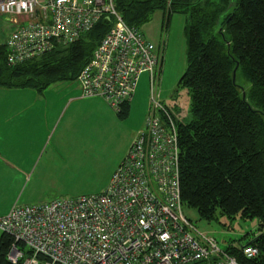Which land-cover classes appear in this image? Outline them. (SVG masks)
<instances>
[{
	"label": "built area",
	"instance_id": "obj_1",
	"mask_svg": "<svg viewBox=\"0 0 264 264\" xmlns=\"http://www.w3.org/2000/svg\"><path fill=\"white\" fill-rule=\"evenodd\" d=\"M188 0H167L172 2ZM0 15L13 31L5 42L7 64L16 66L68 46L104 16L112 27L77 76L84 99L101 97L119 113L141 73L149 76L150 105L108 186L100 194L14 205L0 217V232L15 239L12 264H240L258 249L217 239L185 216L180 185L177 122L158 98L159 49L115 9V0H2ZM31 20L28 25L20 22ZM22 245V246H21Z\"/></svg>",
	"mask_w": 264,
	"mask_h": 264
},
{
	"label": "trees",
	"instance_id": "obj_2",
	"mask_svg": "<svg viewBox=\"0 0 264 264\" xmlns=\"http://www.w3.org/2000/svg\"><path fill=\"white\" fill-rule=\"evenodd\" d=\"M165 8L167 17L176 11L188 19L187 67L178 81L191 100L188 122H177L182 205L207 222L218 216L257 220L247 244L258 255L247 259L234 248L230 253L240 264H264V0H237L233 6L230 0L170 6L167 0H115L122 20L138 30L153 11ZM113 23L106 15L73 44L16 66L7 64L5 43L0 44V87L42 92L75 82ZM128 105L118 118L128 115ZM14 243L0 232V264H12L7 254Z\"/></svg>",
	"mask_w": 264,
	"mask_h": 264
},
{
	"label": "rangeland",
	"instance_id": "obj_3",
	"mask_svg": "<svg viewBox=\"0 0 264 264\" xmlns=\"http://www.w3.org/2000/svg\"><path fill=\"white\" fill-rule=\"evenodd\" d=\"M236 1L230 0L231 5L233 6ZM167 11L166 8L153 11L139 30L150 43L155 45L156 49H159L163 58V67L157 86L159 89L157 91L158 98L163 105L170 109L176 122H188L191 109L190 96L187 89L178 86V81L187 67V41L184 29L188 19L184 12L176 11L167 17ZM30 22L31 20L20 22V25H28ZM2 24L0 23V35L3 39H0V43L3 42L2 40H6V36L8 37L11 33L8 22H6L7 31ZM148 80V74L141 73L136 84L134 101L127 116L118 118L117 112L108 106V110L112 114L99 112L96 116H92L94 121L91 125L78 123L83 125H81L82 127L77 125L75 135L82 139V143L74 145L71 149L70 152L75 158L68 162L64 174L59 179L65 186L64 189L54 191L55 189L49 187H57L59 182H51L46 185L47 190L37 191L38 187H34L33 179L29 181L27 178H24V181L20 179L22 193L20 204L25 206V204L32 205L58 198L102 193L121 162L111 173L114 165L131 146L134 137L143 126L150 105ZM70 83L73 85V82ZM32 91L38 92L34 89ZM44 130H46L45 127ZM183 211L198 229L217 239L221 249H225L232 241L237 242L238 239L241 244H247L258 227V222L255 219L242 221L237 218L229 221L227 217L218 216L217 220L207 222L201 220L193 208L183 207Z\"/></svg>",
	"mask_w": 264,
	"mask_h": 264
},
{
	"label": "crops",
	"instance_id": "obj_4",
	"mask_svg": "<svg viewBox=\"0 0 264 264\" xmlns=\"http://www.w3.org/2000/svg\"><path fill=\"white\" fill-rule=\"evenodd\" d=\"M6 22L12 32L15 28L12 20L0 15L5 31ZM0 39H3L1 35ZM162 67L163 64L161 71ZM77 84L76 81L73 85L69 81L59 82L42 92L0 87V217H4L14 205H21L20 179H33L37 191L47 190L46 185L51 182H59L57 187H49L54 191L64 189L59 179L68 162L75 158L71 149L82 143V139L75 135L78 123L91 125L92 116L97 113L112 114L101 97L82 98ZM135 93L136 89L128 110ZM125 152L111 173L126 156Z\"/></svg>",
	"mask_w": 264,
	"mask_h": 264
},
{
	"label": "water",
	"instance_id": "obj_5",
	"mask_svg": "<svg viewBox=\"0 0 264 264\" xmlns=\"http://www.w3.org/2000/svg\"><path fill=\"white\" fill-rule=\"evenodd\" d=\"M238 64L236 65V67L233 69V75H232V82L235 83V78H236V68H237ZM236 84V83H235ZM242 99H245V94L244 91L242 90Z\"/></svg>",
	"mask_w": 264,
	"mask_h": 264
}]
</instances>
